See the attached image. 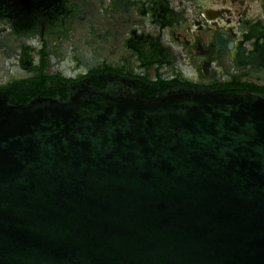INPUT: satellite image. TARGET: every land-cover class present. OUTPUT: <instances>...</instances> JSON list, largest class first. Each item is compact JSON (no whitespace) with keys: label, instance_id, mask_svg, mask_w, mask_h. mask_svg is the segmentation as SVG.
<instances>
[{"label":"water","instance_id":"water-1","mask_svg":"<svg viewBox=\"0 0 264 264\" xmlns=\"http://www.w3.org/2000/svg\"><path fill=\"white\" fill-rule=\"evenodd\" d=\"M0 264H264V95L0 89Z\"/></svg>","mask_w":264,"mask_h":264},{"label":"flooded vegetation","instance_id":"flooded-vegetation-1","mask_svg":"<svg viewBox=\"0 0 264 264\" xmlns=\"http://www.w3.org/2000/svg\"><path fill=\"white\" fill-rule=\"evenodd\" d=\"M102 76L264 95V0H0V89Z\"/></svg>","mask_w":264,"mask_h":264}]
</instances>
